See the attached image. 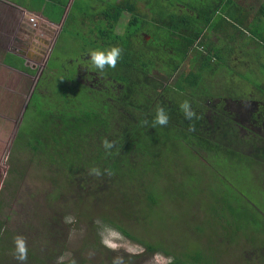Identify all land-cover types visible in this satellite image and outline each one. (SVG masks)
Instances as JSON below:
<instances>
[{"label": "trees", "instance_id": "1", "mask_svg": "<svg viewBox=\"0 0 264 264\" xmlns=\"http://www.w3.org/2000/svg\"><path fill=\"white\" fill-rule=\"evenodd\" d=\"M209 1L182 2L186 11L162 15L161 24L141 18L132 0L107 3L96 14L97 35L84 51L118 46L121 56L116 67L106 65L99 73L90 66L89 70L102 78L100 82L95 79L92 86L75 81V73L60 78V88L56 86L54 94L47 87L50 72H46V66L39 85L48 88L50 95L35 90L29 99L12 142L3 186L9 190L10 199L16 196L27 162L34 161L52 186L50 199L63 190L81 205L80 210L72 212V222L78 218L91 227L95 215L100 227L111 228L142 247L136 255L112 256L97 238L86 239L83 249L106 259L88 264H136L140 257L158 253L169 258L166 264H220L228 252L221 249L223 243L235 244L238 238L247 237L246 244L255 245V235L240 234L255 221H240L236 206L225 198L215 211L209 208L206 213L185 216L179 233L160 235L151 228L156 224L153 218L166 217L163 204L174 197L166 185L174 189L182 184L177 179V166L185 167L182 175L189 173L191 181L197 183L192 166L199 164V156L193 151H204L208 160L229 152L264 160V139H242L226 109L229 99L235 101L240 96L236 87L234 93L223 95L225 91L209 78L226 66L223 56L214 53L211 61V54L190 53L211 17L206 7ZM124 11L130 14L129 19L124 31L116 33ZM141 22L153 25L148 42L138 41ZM3 61L17 69L25 68L21 66L23 59L11 53ZM184 62L189 68L179 72ZM254 88L264 96V86ZM184 101L196 114L191 120H186L180 110ZM157 107L165 109L169 120L153 128ZM104 139L112 142L111 149H104ZM245 146L250 148L248 154L242 150ZM167 148L188 155H168ZM92 167L100 169L101 174L90 175ZM191 192L182 198H190ZM7 229L5 220L0 219V249L12 248L4 244ZM263 247L253 251L250 260L240 258V263L264 264Z\"/></svg>", "mask_w": 264, "mask_h": 264}, {"label": "rangeland", "instance_id": "2", "mask_svg": "<svg viewBox=\"0 0 264 264\" xmlns=\"http://www.w3.org/2000/svg\"><path fill=\"white\" fill-rule=\"evenodd\" d=\"M125 1L74 0L63 28L56 38L54 36L58 27H56L57 30L49 31L50 35L43 38L41 36L43 25L40 24L39 30L38 27H33L30 18L35 19L36 24L38 20L32 15L27 17L30 26L25 27L24 35L20 29L14 33V25H11L13 20L8 22L3 31L0 30V219L5 220V226L9 227L7 229L9 234L7 233L8 237L4 244L12 245L9 250L1 247L0 264H21L14 258L13 240L16 236H22L25 239L27 259L23 264H80L82 259L85 264H88L106 260L100 258L95 251L83 249L86 239L92 238H97L105 251L112 256L136 255L142 251L141 246L123 237L119 232L108 227H100L95 215H93L91 227L86 225L87 222L78 218L72 222V212L76 209L80 210L81 205H77L74 197L72 199V196L63 193V190L55 199H50L49 194L52 186L44 175V170L38 167L34 161L27 162L25 175L18 181V190L14 198L10 199L9 190L3 189L9 169L8 160L12 142L33 91L47 93L50 88L55 94L56 86L60 88L58 79L73 73H75L74 80L82 84L90 85L95 82V79L100 82L99 79L102 78H98L96 74L94 75V71L89 70L91 65L88 62L89 51L96 49L87 48L84 51L86 45L97 35L98 20L94 21L93 18L102 8V2L106 6L107 3H124ZM186 1L188 0H138L136 13L146 20L155 21L159 18L157 23L161 24L162 15L165 16L166 13L178 14L180 8L178 4ZM94 3L97 4L95 9L91 7ZM57 10L59 8H55L54 13H57ZM96 18L99 17L96 16ZM128 19L129 14L123 13L115 28L116 33L121 34L124 31ZM56 20L57 18L54 21ZM262 20L259 24H252L251 30L255 31V35L252 31L251 35L248 31H242L246 36L244 41L251 45L250 48L242 49V54L248 62H255L263 57L264 18ZM138 24L142 29L148 27L153 30L150 24L146 25L144 22ZM257 26H260V30H254ZM145 33L148 32L143 30L139 34L138 41L147 42L144 38ZM152 37L157 40L154 35ZM54 40L55 44L52 46ZM198 49L202 48L198 47ZM198 49L191 54H198ZM8 53L14 57H21L23 59L21 66L25 68L17 69L4 63L3 58ZM239 59L241 58L239 57ZM187 64L188 62H184L179 72L188 69ZM251 64L247 63L248 66ZM260 65L263 64L260 63L258 66ZM46 66L49 68L46 72H50L47 90L44 86L39 85ZM237 70L244 80L230 77L238 73L231 72L229 69L222 71L226 78L221 81L228 82V84L220 85L225 91L223 95H226V92L234 93V87H236L235 91L240 94L235 101L228 100V110L230 109L232 113L238 111L236 123H240L242 120L246 124L242 125V128H238L239 136L242 139L249 140L254 136L256 139L263 140L264 124L262 119L264 118H260L258 115V122L250 124L251 119H256V111H250V107L252 101H264V96H261L253 86L260 84L264 86V77L259 76V72L256 70L243 69V65L240 64H238ZM216 73L219 76L222 75L220 71ZM211 79L213 84L220 83L218 77ZM178 101H181L180 98ZM263 105L264 103L259 102L258 105L255 103L256 108L263 107ZM242 150L248 154L250 148L245 146ZM178 151V149L169 150L167 148L166 153L172 156L176 154L188 155L187 152ZM193 152L199 156V164L196 163V166L194 164L192 166L195 173L194 179L197 183L191 181L193 179L189 173L184 172L182 175L181 171H184L185 167L177 166L176 169L179 172L177 179L182 184L178 183L174 189L172 186L169 188L166 185L174 197L168 198L163 204V213L166 217L153 218L152 221H155L156 224L151 225V228L160 235L179 233L184 226L185 216L203 214L208 212L209 208L215 211V208L218 207L217 204L225 198L227 202L236 206L235 210L241 215L240 221H255L254 224H250L253 230L249 227L248 231L241 230L240 234L255 235L257 238L254 242L255 245H247V237L238 238L235 244L229 241L223 243L221 249H228V252L220 259L219 263L245 264V262L240 263L239 259L254 258L251 253L261 249L264 245V163L230 152L218 153L217 158L209 160L204 151ZM186 169L189 170V167ZM193 186L196 187L195 190ZM189 189L194 193L191 192L190 198H182L190 192ZM95 223L100 228H95ZM241 253L242 257H240ZM262 255V259H264L263 252ZM168 260L167 256L158 253L151 257H140L136 264H166Z\"/></svg>", "mask_w": 264, "mask_h": 264}, {"label": "crops", "instance_id": "3", "mask_svg": "<svg viewBox=\"0 0 264 264\" xmlns=\"http://www.w3.org/2000/svg\"><path fill=\"white\" fill-rule=\"evenodd\" d=\"M73 2L74 0H0V30L3 31L8 22L13 20L11 25H14V33L20 29L24 35L25 27L28 28L30 26V21L29 19L27 20V17L32 15L38 20V26H36L38 30L41 28L40 24L43 25L41 30L43 38L50 35L49 31L52 29L57 30L56 27H58V31L54 36L56 38L63 28ZM181 4H178V7H180L179 12L182 13L186 11V8ZM206 7H208L207 12L212 14L204 27L203 34L194 43L193 49L197 51L198 47H201V50L198 49V54H211L213 56L211 61L215 59L214 53L222 55L225 60L223 62H226L225 67L223 66L217 70V72H221V76L216 73L209 78L218 77L220 82L218 87L222 89L220 85L228 84V82L221 81L226 78L222 71L229 69L231 72L238 73L230 77L242 79L243 76L237 70L238 64L243 65V69L256 70V72H259V76L264 77V73H262L264 72V54L261 59L255 62L246 61L244 54H242L244 47H251L250 43L248 44L244 41L246 36L242 31H248L251 35L252 24H259L263 21L264 0H211ZM55 8H59L57 13H54ZM60 11L61 13L59 14ZM56 18L57 20L54 21ZM255 28L254 30H260V26ZM252 32L255 35V31ZM54 44L55 40L52 46ZM247 63L252 64L248 66ZM256 63L263 65L258 66L259 64L257 65Z\"/></svg>", "mask_w": 264, "mask_h": 264}, {"label": "clouds", "instance_id": "4", "mask_svg": "<svg viewBox=\"0 0 264 264\" xmlns=\"http://www.w3.org/2000/svg\"><path fill=\"white\" fill-rule=\"evenodd\" d=\"M121 56V49L118 46H112L108 49H100V50H91L88 53V62L90 65L96 69L99 73H103L105 66L107 65L109 68H115L118 59ZM180 110L183 112L184 118L186 120H191L196 114L191 110V107L188 101H184L180 106ZM169 117L163 107H157L155 110V116L153 118L152 126L153 128L156 125L164 126L168 123ZM102 145L105 150L112 148V142L107 139L102 141ZM90 175L99 176L100 169L96 167H92L89 169ZM14 243V258L21 262L27 259V249L25 245V239L22 236H16L13 240Z\"/></svg>", "mask_w": 264, "mask_h": 264}, {"label": "flooded vegetation", "instance_id": "5", "mask_svg": "<svg viewBox=\"0 0 264 264\" xmlns=\"http://www.w3.org/2000/svg\"><path fill=\"white\" fill-rule=\"evenodd\" d=\"M119 0H117V2H118ZM132 1H134V4H135V12H136V7H137V2H138V0H132ZM101 4V3H100ZM102 8L104 7V3L102 2ZM95 5H97L96 3H94V4H92L91 5V7L93 8V9H95L96 8V6ZM99 5V4H98ZM101 8V9H102ZM124 13H128V12H126V11H124ZM129 14V13H128ZM97 16V15H96ZM96 16L93 18V20L95 21V20H97V19H99V18H96ZM129 16H130V14H129ZM152 21V20H151ZM152 22H154V23H156L157 24V22H158V19H155V21H152ZM150 26H152L153 27V25L151 24ZM143 30H145V31H147L148 33H145V35H144V38H145V41H149L150 39H151V33H150V31H149V29H148V27H146L145 29H142L140 32H139V34L141 33V32H143ZM148 35V36H147ZM146 36H147V38H146ZM54 43V42H53ZM100 43H102V40H100ZM96 50H98V49H96ZM77 65H78V63H77ZM96 73H94V75H95ZM90 86H92V83H90ZM259 102L262 104V103H264V101H252V103H251V107H250V111H256V119L255 120H253V119H251V122H250V124H255V122L257 123L258 121H257V119L260 117V118H264V105H263V107H258V108H256L255 107V103H256V105H258L259 104ZM253 104V105H252ZM228 105H229V103L228 102H226V109L228 110ZM253 111V112H254ZM228 112L230 113V117H231V121L233 122V125H235L236 126V128L238 129V128H242L241 126L242 125H246L244 122H242V120H241V122L239 123H236V120H237V113H238V111H235L234 113H232V111L229 109L228 110ZM258 115H259V117H258ZM262 122H263V124H264V119H262ZM239 130V129H238ZM252 137H254V136H252ZM262 138L264 139V135L262 136ZM263 163H264V160L262 161Z\"/></svg>", "mask_w": 264, "mask_h": 264}, {"label": "built area", "instance_id": "6", "mask_svg": "<svg viewBox=\"0 0 264 264\" xmlns=\"http://www.w3.org/2000/svg\"><path fill=\"white\" fill-rule=\"evenodd\" d=\"M30 20L32 21L31 23V25L33 26V27H36L37 26V24H36V21H35V19H33V18H30Z\"/></svg>", "mask_w": 264, "mask_h": 264}]
</instances>
